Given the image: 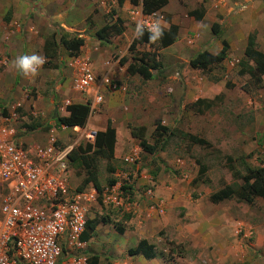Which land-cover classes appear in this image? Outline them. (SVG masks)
Here are the masks:
<instances>
[{
    "label": "rangeland",
    "instance_id": "obj_1",
    "mask_svg": "<svg viewBox=\"0 0 264 264\" xmlns=\"http://www.w3.org/2000/svg\"><path fill=\"white\" fill-rule=\"evenodd\" d=\"M76 2L75 7L73 2L69 10L64 9L60 13L87 14L88 10L91 12L87 9L86 0H76ZM260 4L262 8L260 13L264 14V0H261ZM200 8L197 6L194 9ZM92 10H95L94 7ZM103 12L93 15L91 24L93 28H99L105 23L107 15ZM36 14L45 13L43 10ZM250 14H256V12ZM159 30L158 27L154 34ZM57 32H59L56 37L58 39L63 31ZM113 37L108 36L101 45L111 42ZM48 39L52 40L51 37H47ZM205 39L206 37L202 40L203 42H195L192 49L188 48L179 60L172 61L170 55L163 57L160 53L158 58L160 65L155 68L156 70L152 69V78L145 80L135 75L127 82L125 89L119 88L121 81L114 89H119L122 93L119 96L116 111L111 107L112 116L110 117L115 119L112 122L114 128H122L126 135L131 127L141 128L140 135L149 143H153L154 138L157 137L155 126L158 123L166 126L172 133L164 135L162 148L154 154L144 152L139 146L138 138L131 136L127 145L122 148L115 147L111 158H96L94 162L91 161L101 186L109 184L110 178L120 181L121 172L131 174V183L121 185L122 206H95L88 215L87 220L94 219L98 223L97 230L93 231L91 239L86 240L84 252L89 258L95 256V263L105 264L111 260L127 257V250L134 246L135 241L134 238H130L128 242H125L122 236L123 230L130 232L137 221L149 222L154 220L155 216L156 218L164 216L166 201L163 200L162 195L155 197L156 190L176 187L181 192V204L189 202L193 207L209 205L217 208L214 209L215 212L220 210L226 212L225 215L228 218H234L237 221V238H244L245 244L237 249V252L241 253L238 254L241 258L237 256L233 260L223 259L218 257L212 244L199 243L198 247H194L191 240L192 244L185 248L182 242L175 243L167 236L163 237V229H157L159 241H155L154 244L158 250L163 251V258L167 259L169 264H264V244L262 248L255 250L249 244L250 241L258 238L264 241V200L255 198L253 203L249 204L233 197L215 204L209 199L212 192L225 184H240L239 176L246 171L247 167L264 170V76L261 86L253 87L248 75L239 74L238 60L243 56V49L242 52L235 49L232 53L230 52L231 55L227 51L228 59L207 69L191 67L189 60L198 51L207 50L213 54L219 50L214 44L215 38L209 41H204ZM155 45L156 42L149 45H136V50L153 52ZM54 53L51 54L49 51L52 57L48 61H43L41 65L52 67ZM3 55L4 53H0V56ZM117 56L118 54L114 55L112 59H116ZM124 56L129 57L128 63L131 60V54L127 52ZM40 58L38 61L35 60L38 64H40ZM127 63L123 65L124 68ZM21 66H23L22 71L30 73L37 71V69L28 70L24 67L25 62H22ZM121 72L124 76H131L126 69ZM20 75L19 72L16 83L18 86L24 85V91L21 94L15 90L14 93L1 98V114L14 124L18 138L27 137L30 139L27 142L34 139L37 143H45L43 138L48 137L52 127L45 122L59 115L56 109L61 105L64 106V101L61 100L62 95L57 92L54 96L50 116L44 115L48 117L47 119L38 115L34 116L31 100L36 95V87L31 88L32 85L21 80ZM48 84L42 88L43 94L45 96L48 94L51 98L54 94H51L54 83L52 81ZM197 99L204 100L199 103V110L196 107L195 109L189 107V104ZM103 102L98 106L97 111L88 117L87 122L96 120L93 119L95 113L102 114L99 117L102 118L101 124L104 125ZM117 111L119 116L116 115ZM55 122L52 123L55 135L62 141L70 142L73 137L69 133L71 131L67 128H58ZM87 126L98 131L94 126L91 127L88 124ZM192 137L199 138L202 142L195 143ZM87 144L92 145L93 142L88 143L82 140L75 146L79 154H82V150L89 146ZM133 150L137 151L138 155V162L134 165L124 161V157ZM199 170H202L199 180L193 182ZM85 171L86 167L83 165H75L70 159L67 161L68 183L71 188H75L81 182ZM137 185L138 188H136ZM147 189H151V195L145 193ZM161 201L164 204L163 214L153 213L147 216L150 206ZM167 245L169 247L166 248ZM193 248H199L201 258L193 259V253H191V249L195 250ZM73 251L78 250L73 249Z\"/></svg>",
    "mask_w": 264,
    "mask_h": 264
},
{
    "label": "crops",
    "instance_id": "obj_2",
    "mask_svg": "<svg viewBox=\"0 0 264 264\" xmlns=\"http://www.w3.org/2000/svg\"><path fill=\"white\" fill-rule=\"evenodd\" d=\"M86 1L88 2L87 9H90L91 12L88 10L87 14H66L65 12L62 14L60 13L61 10H69L73 4L75 7L76 0H0V12H3L0 14V53H4L0 58L7 60L5 65L0 66L3 67L0 69V99L14 93L15 90L17 93H23L24 85L22 87L16 83V78L20 72L21 80L32 85L31 88L36 87V95L31 100L34 116L45 117L44 115L48 116L51 113L52 103L57 92L61 93V100L64 101V106L61 105L56 109L59 115L67 114L66 100L69 103L90 104L93 99V92L91 90L81 92L75 88V69L69 66V61L73 56L87 59L101 82L103 78L110 80L115 85L121 81L119 88L125 89L127 82L135 75L124 76L121 71L126 68L123 67L124 64L118 62V59L127 54L129 43L136 38L137 18L132 15L131 10L137 6L141 7V4L134 5L129 0H109L106 4H97L93 0ZM260 2L261 0H168L159 9L163 19L158 27L166 30L171 24L176 25L178 27L177 37L172 44L159 49L158 52L163 57L170 55L172 61L173 59L179 60L188 48L191 47L192 49L195 42H203L202 40L206 37L204 41L215 38L214 44L218 46V49L222 47V40H225L228 44L229 55H231L235 49L242 52L249 33L255 34L257 48L264 51V14L260 13L262 9ZM65 3L67 4L65 5ZM243 3H247L245 8L239 10L238 5ZM197 6H200L204 11L201 20H196L188 15V11ZM92 7L95 10H92ZM43 10L45 14H36V12ZM77 11L79 10L77 9ZM101 11H104L103 13L106 15L113 12V19L120 18L125 27L119 35L113 37L111 42L105 45H101V40L94 37L98 28L91 26L93 15L101 14ZM253 12L256 14H250ZM212 23L217 26L216 32L212 30ZM59 30L63 31L62 35H76L83 39V44L76 55L71 54L56 38ZM54 35L55 42L47 40V37H54ZM47 41L52 43H49L48 50L45 52L44 46ZM49 51L51 54L55 52L52 67L41 65L43 61H48L49 58L45 56V53L49 54ZM115 53L118 56L113 60ZM39 57H41L40 67L36 72L22 71V62L26 63L33 59L38 61ZM228 58L227 53L224 60ZM52 81L54 86L51 89L53 91L51 94H54L52 95L53 98H50L48 94L47 96L43 94L44 89L42 88L48 86V83ZM100 91L104 96L102 104L104 125L101 124L102 118L99 117L102 114L96 115V113L93 117L96 120H92L93 123L87 122V124L91 127L94 126L97 130H104L108 122L113 125L112 122L115 119L110 117L112 116L111 107L115 108L116 111L119 96L122 93L119 89H111L110 85H106V83L100 86ZM118 113L117 111L116 115L119 116ZM47 118L45 117V119ZM2 119H5V116L0 111V120ZM54 121L55 119L52 117L45 124L51 125L50 128L54 129V125H52ZM56 125L58 128L60 127L58 123ZM69 131L71 130L69 129ZM127 133L128 137L125 130L120 127L115 128L116 148H122L130 142L129 139L132 135L129 131ZM46 138H43L45 142ZM19 140V142L22 141L29 145L37 143L34 139L27 142L30 140L27 137L19 138ZM180 194L181 192L176 187L157 189L155 197L164 196L166 214L158 218L155 216V219L149 222L137 221L130 232L123 230L122 236L125 242L134 238V245L140 239H146L154 244L155 241H159L156 234L157 229H163V237L167 236L169 240L175 243L182 242L185 248L192 243L194 247H198L199 243H202L201 245L212 244L219 258L233 260L237 256L240 257L238 254L241 253L237 252V249L239 246L243 247L245 244L243 240L245 239L237 238V221L234 218H228L225 215L226 212L220 210H217L218 213L215 212L214 209L217 208H212L209 205L193 207L189 202H182L181 204ZM155 197L153 196V199ZM189 220L190 222H188ZM145 222L147 223L145 224ZM96 230L97 226L94 231ZM258 239L249 243L254 250L263 247L264 241ZM171 245L173 246L172 242ZM154 246L156 255L151 259H145L141 255H129L128 253L126 255L133 264H169L167 259L163 258V251L158 250L155 244ZM193 249H195H191L193 259L201 258L199 248Z\"/></svg>",
    "mask_w": 264,
    "mask_h": 264
},
{
    "label": "built area",
    "instance_id": "obj_3",
    "mask_svg": "<svg viewBox=\"0 0 264 264\" xmlns=\"http://www.w3.org/2000/svg\"><path fill=\"white\" fill-rule=\"evenodd\" d=\"M93 1L106 4L109 0ZM245 5H238V9ZM135 8L131 13L137 18V27L155 33L163 15L159 11L144 13L140 6ZM6 62L0 58V66ZM69 66L75 69V88L93 92L89 104V116H92L103 102L100 86L106 83L115 89L116 85L106 78L102 82L98 80L85 58L73 56ZM25 67L33 71L40 64L31 60ZM68 104L66 100L65 106ZM60 128L71 130L70 142L59 139L55 129H51L45 143L25 145L19 142L9 118L0 120V264H90L84 252L86 241L80 239L90 211L100 205H123L121 185L131 183L128 172H121L120 181L98 188L92 183L82 190L69 186V154L82 140L94 142L96 131L88 128L87 123L82 127L60 125ZM124 161L137 163V151L125 156ZM146 193L151 195V189ZM163 212L161 201L150 206L146 215ZM105 264L133 263L127 256Z\"/></svg>",
    "mask_w": 264,
    "mask_h": 264
},
{
    "label": "trees",
    "instance_id": "obj_4",
    "mask_svg": "<svg viewBox=\"0 0 264 264\" xmlns=\"http://www.w3.org/2000/svg\"><path fill=\"white\" fill-rule=\"evenodd\" d=\"M132 4H141V8L144 13H151L159 11L168 0H129ZM203 9H193L188 11V15L194 17L196 20H201L203 17ZM111 14V15H110ZM106 16L105 23L99 27L96 31V36L101 40V44L108 38V36L119 35L124 30V25L120 18L113 19V12ZM213 32H216V24L211 25ZM178 27L171 24L168 29H160L156 34L149 32L143 28H138L136 32V38L132 40L128 47L129 57L121 56L118 59L120 64L126 65V71L130 75H139L141 78L147 80L152 78V69L159 67L160 53L159 49L172 44L177 37ZM52 41L55 40L52 36ZM59 42L67 49L71 54L76 55L79 52L80 46L83 44V39L80 37L60 35L58 37ZM156 42L153 52H138L136 45L152 44ZM49 41L46 42L44 51L46 52L49 47ZM52 43V42H51ZM50 43V44H51ZM228 51V44L225 40H222V47L216 53H210L207 50L198 51L193 57L190 58L189 64L193 68L207 69L213 65L220 64L226 57ZM50 59V55L45 53ZM239 74L248 75L249 81L253 87H260L263 82L264 76V51L257 48L255 34L249 33L246 39V44L243 49V56L238 60ZM204 100L197 99L189 104V107L199 110L198 105ZM209 103V102H208ZM67 114L55 115L54 119L59 125L67 126H85L89 117V104L84 103H70L66 106ZM131 135L134 138H138L140 148L149 154H154L160 148H162L164 138L166 134H171L172 131L160 123L155 126V135L153 143L147 142V140L140 135L141 128L131 127ZM165 133V134H163ZM165 135V136H164ZM115 128L108 122L104 130L96 131V136L93 144H87L85 150H82V154H79L76 148H74L70 154L69 159L75 165H83L86 167L85 176L81 182L76 186L78 190L84 189L88 184L92 183L97 188L100 187V183L97 179L95 172V166L91 161H95L96 158H111L114 154L115 141H116ZM163 138V139H162ZM195 143H201L199 138L192 137ZM91 152L89 153V151ZM112 171V170H111ZM200 173L193 179V182L199 180ZM238 176V175H237ZM241 179L240 184H225L218 190L212 192L209 199L212 203H218L223 200L236 197L239 200L245 201L249 204L253 203L255 198H261L264 200V170L260 168L247 167L246 171L239 176ZM115 182L114 178H110L108 183ZM97 221L89 219L86 221L85 229L81 233L80 239L87 240L93 235V231L97 225ZM121 230V227L119 228ZM129 255H141L145 259H151L156 255V249L154 244L148 242L146 239H140L133 247L127 250ZM96 262V257L90 258V264Z\"/></svg>",
    "mask_w": 264,
    "mask_h": 264
}]
</instances>
